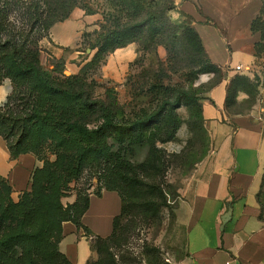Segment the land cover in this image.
<instances>
[{
    "label": "rangeland",
    "instance_id": "374dc122",
    "mask_svg": "<svg viewBox=\"0 0 264 264\" xmlns=\"http://www.w3.org/2000/svg\"><path fill=\"white\" fill-rule=\"evenodd\" d=\"M21 1L24 4L8 15L4 38L31 40L29 49L42 72L78 94H43L35 106L38 95L30 92L32 76L17 78V68L9 63L12 49L7 48V73L2 69L0 77V115L6 116L0 118V147L11 161L29 158L30 173L21 190L0 175V264H74L63 252V241L75 243L74 236L80 242L78 251L90 242L84 264H177L185 255V232L176 209L197 168L211 154L200 109L216 79L191 59L181 37V28L190 24L167 0H132L139 14L131 23H146L122 34L132 40L136 58L127 71L118 67L112 79L105 76L104 67L117 48L115 42L105 43L106 20L118 14V0H76L67 19L76 9L99 19L62 54L48 44L51 28L62 21L48 29L40 22L32 28L37 18L30 8L32 0ZM167 7L172 9L166 11ZM153 15L175 29L173 36H163V44L154 37ZM127 20L124 15L122 22ZM226 29L233 49L237 40L233 32L229 35L228 25ZM97 53L100 56L91 62ZM233 57L235 62L238 57ZM263 64L264 54L256 58L258 67ZM253 74L243 75L247 84L241 85L250 97L237 93L246 97L231 101V113L245 111L264 92V70ZM51 103L66 107L73 119L58 123L45 118ZM162 103L164 121L148 122ZM15 115L18 120L10 118ZM74 121L94 133L77 130ZM15 148L22 154H12ZM107 188L123 193L125 207L110 240L94 236L81 224L90 196Z\"/></svg>",
    "mask_w": 264,
    "mask_h": 264
},
{
    "label": "crops",
    "instance_id": "0c3cea01",
    "mask_svg": "<svg viewBox=\"0 0 264 264\" xmlns=\"http://www.w3.org/2000/svg\"><path fill=\"white\" fill-rule=\"evenodd\" d=\"M173 1L201 22L203 17L194 6L198 5L220 27L228 25L229 35L233 32L231 37L237 40L229 53L213 27L195 25L211 60L228 66L230 71L226 80L208 91L201 104L211 154L197 168L176 209L185 232V255L177 264H264V92L243 112L231 113L226 107L228 80L234 74L252 77L254 71L264 70V64L258 67L249 50L259 40L249 24L264 0ZM98 19L97 15H85L76 9L51 28L48 44L62 54V49L76 46L83 31ZM234 55L238 57L235 62ZM135 58L132 44L115 50L107 58L105 76L115 79L118 67L127 71ZM237 65L242 66L241 71L235 70ZM2 97L0 92V100ZM245 97L240 93L237 99ZM27 162L26 156L11 161L9 152L0 147V175L11 179L19 190L28 183ZM120 211L119 195L104 191L90 196L81 223L94 236L105 238L112 233L113 220ZM74 240L66 244L63 241V252L74 264H84L91 252L90 242L78 251L77 236Z\"/></svg>",
    "mask_w": 264,
    "mask_h": 264
},
{
    "label": "trees",
    "instance_id": "16d2710c",
    "mask_svg": "<svg viewBox=\"0 0 264 264\" xmlns=\"http://www.w3.org/2000/svg\"><path fill=\"white\" fill-rule=\"evenodd\" d=\"M169 1L173 8L178 7V11L186 18L188 23L190 24V28L188 26L183 27L181 29H184L181 33V37L184 40L187 49L191 53V59L192 61L197 65L201 66L204 71L213 73L216 75V79L210 84L209 90L217 85L218 83L226 80L228 78V73L230 71L228 66H223L218 63H215L211 60L209 57L205 46L203 45L202 39L195 29V25L197 23H202L207 26L213 27L220 37L224 40L225 46L229 53H231L232 49L230 44L227 40V29L222 28L219 26V24L212 18L205 16L201 10V8L198 5H194L197 13L203 17V21L198 22L195 20V18L186 13L185 11L181 10L180 7L173 1V0H167ZM186 1V0H181ZM132 0H118V5L120 7L118 14H116L113 17L107 18L106 24H109L107 27L108 34L105 36V43H113L115 42L114 49H119L126 47L128 44L131 43V39L126 38L128 36H125L127 33H133V29L138 26H144L145 21H139L135 23L132 22V17L135 15H138L139 13L134 11L133 5L131 4ZM24 3L21 0H0V77L1 74H3V71L7 73V65L5 64L3 59H6V50L7 48L12 49V60L9 62L12 64V66H15L17 68V78L23 76H32V82L30 87V92L33 95H38L35 106H38L41 102L42 98L41 96L43 94H49V95H55V94H69L70 96H75L77 93L74 90H69L67 88H64L63 85L58 84L56 85L52 80L44 73L42 72L39 61L37 57L34 55V51L29 49L30 41L28 38L21 40L19 43L15 40V37H8L4 38V34L8 33L7 30L8 27V15L14 8H18L22 6ZM76 5V0H32L30 3V8L33 10L34 14L37 18L32 23V28L40 22L42 27L45 29L50 28L58 21H63L67 19L68 15L70 14L72 8ZM172 8L167 7L165 10H171ZM49 16L50 21L47 22L45 20V16ZM124 15H127L128 20L126 22H122V17ZM44 18V19H43ZM154 20L153 25V32L155 34V39H157L158 43L163 44V36L165 35H172V33L175 31L173 27L169 24L168 21L164 22L161 16L154 17V15L150 18ZM106 27V26H105ZM249 30L251 33L259 34V40L251 45L252 54L255 58H260L262 54H264V1L262 3V7L257 13V15L252 19V21L249 24ZM126 33L125 35H122ZM173 36V35H172ZM126 38V39H125ZM174 45L176 48V44L174 42H169ZM110 53L112 50L109 51ZM100 56V53H97L94 57V60L91 62H94L98 57ZM13 84L17 85L14 78L12 77ZM247 84V78L244 77L241 74H235L228 80V87H227V97H226V107L229 110L231 101H235L237 98V93L244 92L248 94L249 93L245 88L241 85ZM78 94V93H77ZM255 102V100L252 102V104ZM201 118L203 119L202 115V105L200 109ZM73 112V111H72ZM45 118H48L49 120L53 122L62 123L66 120H70L71 115L68 114V110L66 107L57 104V103H51L47 105V109L44 111ZM164 108L163 103L159 108H157L154 112H152L148 117L147 121L152 122L155 121L156 123H160L164 121L165 117L163 116ZM17 115L14 117H10L13 120H18L16 118ZM0 118L3 120L6 119V116L3 117V115H0ZM73 119V117H72ZM27 123V119L23 120ZM204 121V119H203ZM15 124V122H14ZM118 124V123H114ZM70 125V124H69ZM72 126L77 128V130H80L85 133L92 134L94 131L89 130L84 124L74 121L72 123ZM97 129V128H96ZM22 154L19 153L17 148L15 150H12V154ZM148 188H150L149 185H145ZM105 191L115 192L119 195L121 199V211L120 214L117 215L113 220V229L112 233L105 238H101L104 240H110L113 238L116 232V224L117 220L123 215L124 213V202H123V193L119 190H116L114 188H107ZM99 196V195H98ZM89 206V200L87 202V205L85 209L81 213V217L83 213L87 210ZM82 224V223H81ZM87 229V228H86ZM64 255V254H63ZM65 256V255H64ZM66 261L70 262L69 259L65 256L64 257Z\"/></svg>",
    "mask_w": 264,
    "mask_h": 264
},
{
    "label": "built area",
    "instance_id": "2783aa9c",
    "mask_svg": "<svg viewBox=\"0 0 264 264\" xmlns=\"http://www.w3.org/2000/svg\"><path fill=\"white\" fill-rule=\"evenodd\" d=\"M235 70L238 72V71H241L242 70V66L241 65H237L236 67H235Z\"/></svg>",
    "mask_w": 264,
    "mask_h": 264
}]
</instances>
